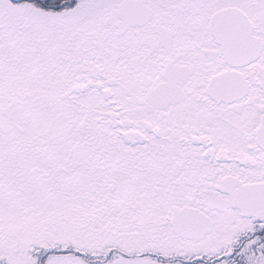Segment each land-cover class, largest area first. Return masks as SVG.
Listing matches in <instances>:
<instances>
[{
    "label": "snow or ice",
    "instance_id": "6c2138e0",
    "mask_svg": "<svg viewBox=\"0 0 264 264\" xmlns=\"http://www.w3.org/2000/svg\"><path fill=\"white\" fill-rule=\"evenodd\" d=\"M0 264H264V0H0Z\"/></svg>",
    "mask_w": 264,
    "mask_h": 264
}]
</instances>
